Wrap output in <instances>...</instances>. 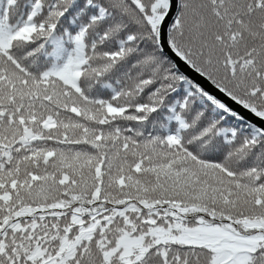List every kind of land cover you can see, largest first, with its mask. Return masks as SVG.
<instances>
[{
    "label": "snow or ice",
    "instance_id": "snow-or-ice-1",
    "mask_svg": "<svg viewBox=\"0 0 264 264\" xmlns=\"http://www.w3.org/2000/svg\"><path fill=\"white\" fill-rule=\"evenodd\" d=\"M0 264H264V0H0Z\"/></svg>",
    "mask_w": 264,
    "mask_h": 264
}]
</instances>
